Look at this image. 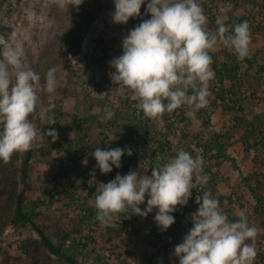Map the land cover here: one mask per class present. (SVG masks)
<instances>
[{
    "label": "rangeland",
    "instance_id": "1",
    "mask_svg": "<svg viewBox=\"0 0 264 264\" xmlns=\"http://www.w3.org/2000/svg\"><path fill=\"white\" fill-rule=\"evenodd\" d=\"M87 1L88 10H99V14L82 38L80 49L77 52L62 50L69 30L77 25L74 22L76 20L74 15L78 12L77 8L69 11L62 10L53 0H6L0 8V25H7L9 28L7 36L0 35V47L14 46L20 49L24 62L41 77L37 85L39 100L30 117L37 135L31 145L34 148L35 157L30 162L27 181L33 187L28 193L29 199H41L43 195L40 190L51 194L55 183L66 185L64 174L67 167L63 168L64 166L59 162L61 154L54 146H49L48 154L46 153L47 144L46 141L41 140V132L47 133L50 124L60 121L62 122L60 132L66 138L71 140L86 133L92 138L96 135L93 132L106 130L94 121L93 115H96V119L101 122V109L110 105L115 106L116 109L122 108L120 113L127 116L131 101L134 99L131 91L121 89L112 82L110 73L114 69L110 68L109 62L122 54V40L129 30L141 23L142 19L150 18V14H145L146 4L141 6L139 17L130 19L126 25H119L113 23L111 19V13L114 11L113 0ZM200 3L207 22L209 18H213L211 32L218 27L217 20H222L231 30L239 17H245L250 28V55L248 57H255L258 60L259 55H262L264 51V0H217L215 2L200 0ZM105 48L108 49L104 52ZM209 54L219 64L226 62L225 54L236 56L221 44H218ZM256 67L248 69V75L239 88H231V81L224 80L220 84L213 79V82L209 84L212 97H208L207 106L198 110L193 117L186 115L188 110L186 107L177 109L176 113L179 112L180 117L186 120V123L182 125L185 131L198 133L205 140L219 135V142L225 144L222 158H220L221 166L216 169L213 166V160L210 162L212 165L209 166L211 169L208 171L211 172L209 174H215L217 170L222 181L207 182L203 185L206 188H202L201 192H210L212 197L219 201L220 211L228 212L229 216H239L243 212L248 217L250 225L257 229V235L254 241L250 240L247 243L255 246L257 256L254 262L260 260L264 263V214L254 213V199L241 183V177L246 172L239 170L242 168L245 170L247 165L250 167L254 152L245 155L239 144L241 129L237 116L241 114L238 112L232 114L223 109L225 106L232 105L233 98L239 97L243 107L242 116L247 121L260 120L264 125V75ZM50 68L56 69L58 90L54 96H50L45 91V76ZM246 68L243 64L239 73L244 74ZM90 70L87 76L86 73ZM229 90H232L231 93ZM211 91L221 92L224 101L217 100L216 106H213L211 102L214 96ZM136 102L138 104L137 100ZM51 104L55 107L51 108ZM133 106L135 107V104ZM60 110L64 113L61 120H59V114H56V111ZM75 118H88L89 122H93L94 125L90 128L89 122L78 124ZM175 124L174 128H177L178 124ZM162 126L163 123L160 122L159 128ZM109 130L110 127H107V131ZM196 151L199 150L196 149ZM20 153L21 161L24 156L23 152ZM197 154L201 156V153L197 152ZM35 159L37 161H34ZM85 161L87 162V157H84L77 167L81 169V166L86 164ZM69 170L75 173L76 169L71 167ZM258 170L264 174L262 168L258 167ZM5 175L0 177L1 184L5 181ZM18 176L17 172L11 174L8 181L18 180ZM213 177L212 175L208 178ZM98 186V182L95 181L89 185V191L92 190L93 196L97 193ZM200 186H195L198 191ZM82 195L86 196L85 193ZM89 200L84 206L71 204L68 208L62 206L61 203H54L50 207L40 205L39 212L47 224L60 219L61 225L68 232L74 225L77 226L80 235L76 236V241L81 244L72 247L69 243L62 245L63 250L72 251L74 256L72 263L58 256L49 255L48 251H43L41 264H179L178 258L173 254L174 247L182 242L184 235L193 226L192 215L196 211L185 216L178 225L179 229L176 234L172 237L160 234V229L154 223L153 218L147 219L150 215L139 217L134 222L129 220L123 227L124 232L111 234L108 229L115 226L114 220L108 224H101L94 218L81 221L84 213H95L94 207L85 211L86 207H90ZM197 200L199 197L194 199V204L199 207ZM61 208L64 209V213H61L63 211ZM144 208L143 206L142 210ZM77 214L80 215L78 224L76 223L79 219ZM74 219L75 222L71 225ZM94 220L97 221V225L92 226L91 222ZM181 228L184 229L183 232H180ZM30 233L33 234L27 228L10 225L8 220V224L0 234V264H31L30 259L19 251L21 242ZM175 236L179 240L178 243L173 242ZM116 253L119 255H117L118 259L115 258Z\"/></svg>",
    "mask_w": 264,
    "mask_h": 264
},
{
    "label": "clouds",
    "instance_id": "2",
    "mask_svg": "<svg viewBox=\"0 0 264 264\" xmlns=\"http://www.w3.org/2000/svg\"><path fill=\"white\" fill-rule=\"evenodd\" d=\"M62 10L78 8L83 0H53ZM112 22L126 25L145 14L150 18L130 29L122 40V54L109 62L112 82L133 93L137 107L152 119L165 112L186 107V115L195 113L208 104L209 84L215 78L211 68L210 51L218 44L230 49L240 61L250 55V28L247 21L234 25L231 30L217 20L214 32L206 29L207 17L200 0H113ZM39 73L29 67L20 49L0 47V162L8 163L15 152L28 151L37 131L31 121L39 97ZM56 69L50 68L45 76V91L57 94ZM51 108L55 105L51 104ZM114 112L105 110L104 119ZM52 125V124H50ZM46 136L58 138L55 129ZM131 156L130 148L94 149L97 168L102 174L121 167V158ZM86 163V161H85ZM203 157H193L179 150L162 166L152 167L151 175L130 171L117 174L107 183H100L90 206L96 210V219L108 224L119 214L131 210V215L147 217L153 210L154 223L166 231L175 223L173 213L177 206H186L197 185H206ZM142 210L140 205L145 204ZM197 211L192 215L193 226L174 247L179 264H253L257 252L254 241L257 229L241 212L238 219L230 220L220 211L219 201L204 191Z\"/></svg>",
    "mask_w": 264,
    "mask_h": 264
},
{
    "label": "trees",
    "instance_id": "3",
    "mask_svg": "<svg viewBox=\"0 0 264 264\" xmlns=\"http://www.w3.org/2000/svg\"><path fill=\"white\" fill-rule=\"evenodd\" d=\"M6 0H0V8L4 5ZM96 1V0H95ZM214 2L217 0H213ZM222 1V0H220ZM88 1L83 0V3L77 8V13L74 15L76 19L74 22L75 25L68 32V36L65 39V43L62 46V50L77 52L80 49V43L82 38L86 35V32L89 30L92 22L96 19L99 14V10L90 11L87 8ZM262 5V4H260ZM246 18L241 16L236 21V24L245 21ZM213 18H209L207 22L206 29L210 30V27L213 24ZM9 28L7 25H0V35L7 36ZM108 48H105V52ZM212 57L211 68L215 72V78L220 84L224 80L232 82L231 88H239L243 84L244 78L248 75V69H252L253 66L256 68L262 75H264V51L262 55H259L258 60L253 57H247L244 61H239L236 56L225 54V61L223 64H219L217 60ZM243 64L246 65V72L240 74ZM256 64V65H254ZM91 72L88 71L86 75ZM210 82H213L210 81ZM89 83V82H88ZM230 91V90H229ZM232 91V90H231ZM230 91V93H231ZM215 92V91H214ZM211 91L213 94L214 100L211 102L213 106H216L217 100L224 101L221 92ZM212 97V95H210ZM240 98L232 99L231 106H225L223 109L232 114H241L237 116V120L240 124L241 135L239 138V144L242 147L245 155L254 152L253 157L250 161V167L247 165L245 170L239 169L240 172L244 171V176L241 177V183L243 188H247L248 193L254 199V213L257 215L264 214V174H262L259 168L264 170V125L260 120L256 121H247V119L242 116L243 107L240 104ZM136 100H132L129 106V112L127 116L120 113L122 108L116 109L115 106L108 105L107 107L114 112V116L110 120H105V110H102V119L99 122L96 119V115H93L94 121L102 126L103 129L100 132H93L94 135L92 138L88 136L89 134H82L77 136L75 139H68L65 135H62L60 132L61 123L60 121L54 122L50 129H55L58 133V138L53 141L51 137L46 136V132H41V140L46 141L45 151H49V146H54L57 148L61 158L59 162L63 165V168H66L64 176L66 179V185H58L55 183L54 190L51 194H48L47 191H42V198L39 200L29 199L28 193L33 188L29 185L28 177L30 171V162L35 157L34 148L30 147L28 151L23 152V159L20 161V152H15L11 156V159L8 163L0 162V177L2 178L5 175L4 183L0 182V234L4 231V228L8 224L19 227L27 228L31 233L21 242L19 246V251L22 255L27 256L30 259L31 264H41L43 258H41V253L43 251H48L49 255H55L65 260L66 262H73L74 256L71 250H63L62 245L65 243L71 244L70 247L74 245L80 246V242L76 241V236L80 235L79 228L73 226L69 232L63 228L60 223V219H57L52 224H47L43 219L41 213L39 212L40 205L52 206L54 203H61L65 208L71 207V204L84 206L87 200L94 199L92 190L89 191V185L93 181L100 183H107L115 178L117 174L125 175L130 171H137L139 174L151 175L152 167L162 166L170 158L174 157L179 150H185L192 154L193 157L198 156V153L203 157V168L204 173L209 178L208 183L211 182H220L222 178L218 175L216 170L215 174H209L208 172L212 165L210 162L214 160L213 166L217 169L221 166L220 158L225 149V144L219 142V135H215L213 139L205 140L202 135L198 133L185 131L182 129V125L186 123L184 117H180L175 110L172 113L165 112L162 116L156 119L146 117L142 111L136 106ZM135 104V107L133 106ZM174 113V114H173ZM56 114H59V120L63 119L64 113L62 110L56 111ZM175 115V116H174ZM78 124H84L89 122L90 119L84 118H75ZM176 121V122H175ZM160 122L163 123V126L159 128ZM177 123V128L174 126ZM90 128L93 127L94 123L89 122ZM71 126H69L70 128ZM107 127H110V130L107 131ZM66 128V125L64 129ZM64 131V130H63ZM99 147L101 150L109 148H130L132 150V155H124L121 158V167H113V171L108 174H102L97 168L96 160L91 155L94 149ZM193 147H196L195 149ZM198 149L199 151H196ZM84 157H87V162L81 169L79 163ZM228 159H231L228 157ZM34 161H37L36 159ZM57 161V160H56ZM233 161V159H231ZM20 163V164H19ZM67 165L71 166H66ZM18 164L20 165L18 167ZM206 165V166H205ZM208 165V166H207ZM75 167V173L71 172L69 169ZM255 170V171H254ZM254 171V172H253ZM19 174L18 180L8 181L9 175ZM202 188L205 186H200L199 191L196 187L192 190V195L188 200L186 206H177V210L173 213L175 217V224L170 226L166 231L159 230V233L166 235L167 237H172L176 234L178 225L189 213L195 212L198 209V206L194 204V199L200 197L203 194L201 192ZM82 193H85L82 195ZM239 195V193H238ZM231 200V198H228ZM147 197L145 198V204L140 205L146 207ZM232 201V200H231ZM86 207V210L91 209ZM64 213V209L61 208ZM84 211V212H85ZM95 213H84L81 221L86 219L94 218L96 219V210ZM229 211V210H228ZM263 211V212H262ZM92 212V211H91ZM156 213V210H153ZM154 213H150L148 220L154 217ZM227 214L228 212H223ZM78 215V214H77ZM228 215V214H227ZM80 220V215H78ZM138 215H131V210L129 209L126 212L119 214L118 218L114 221L116 222L115 226L109 227V233L119 234V232H124L123 227L130 220L132 222L139 219ZM230 220H236L239 216H229ZM10 218V219H8ZM264 218V215H263ZM8 219V220H7ZM94 220L92 226L97 225V221ZM264 221V219H263ZM262 221V223H263ZM74 221L71 222L73 225ZM80 223V222H79ZM79 226V225H78ZM183 228L180 229V232H183ZM179 232V233H180ZM120 236V235H119ZM178 243L179 240L174 237V241ZM60 243V244H59ZM180 243V242H179ZM175 244V243H174ZM118 253H116V259H118ZM164 256V255H163ZM262 259V257H261ZM108 264V263H107ZM253 264H264L263 261H255Z\"/></svg>",
    "mask_w": 264,
    "mask_h": 264
}]
</instances>
